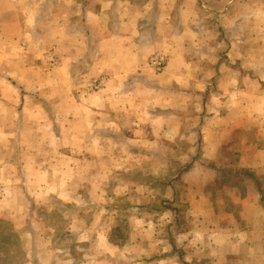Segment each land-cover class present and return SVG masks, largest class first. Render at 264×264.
I'll return each instance as SVG.
<instances>
[{"label":"crops","instance_id":"obj_1","mask_svg":"<svg viewBox=\"0 0 264 264\" xmlns=\"http://www.w3.org/2000/svg\"><path fill=\"white\" fill-rule=\"evenodd\" d=\"M222 1L225 8L215 11ZM237 1L0 0V118L20 116L21 109L36 116L39 94L53 106L61 102L66 107L83 84L82 69L92 75L117 70L111 71L106 88L92 95L103 107L134 96L139 87L142 98L158 92V109L132 121L135 142L124 133L117 141L113 107L104 113L109 119H99L113 136L97 145L109 150L108 156L123 142L139 150L144 163L157 155L167 171L142 179L154 181V191L139 185L141 196L150 192L167 199L159 212L165 223L173 222L158 237L164 250L159 255L143 247L137 254L128 250V261L264 264V44L260 40L251 54L230 40L262 34L240 25L255 16H228L233 23L225 25ZM199 5L207 7H201L205 16L198 15ZM52 51L61 55V64L51 62ZM153 54L166 58L160 73L149 68L147 76L128 78L120 72L139 69L143 62L150 66ZM132 84L139 86L133 89ZM223 164L225 204L213 190L223 182ZM243 169L260 182L236 180ZM146 221L144 230L150 225ZM150 237L131 234L126 245L151 244Z\"/></svg>","mask_w":264,"mask_h":264},{"label":"rangeland","instance_id":"obj_2","mask_svg":"<svg viewBox=\"0 0 264 264\" xmlns=\"http://www.w3.org/2000/svg\"><path fill=\"white\" fill-rule=\"evenodd\" d=\"M225 4H215L214 10L222 11ZM201 7L198 15L205 16ZM228 16H255L240 25L262 31L260 36L245 33L231 37V41L250 48L251 54L260 40L264 44V0H238L225 16L226 26L233 23ZM225 39L227 45L229 39ZM115 47L119 48L117 44ZM49 55L51 62L61 64L59 53L52 51ZM149 68L157 74L162 71L143 62L139 69L120 72L128 78H140L147 76ZM102 71L92 75L82 69L83 84L66 107L61 102L53 106L39 94L36 116L29 109H21L20 116L0 118V264H141L126 260L125 253L130 250L137 254L141 247L152 255L164 250L158 237L173 222L170 218L165 223L159 212L167 199L149 191L141 196L139 191L141 184L155 190L154 181L142 180L148 178L147 174L167 172L158 164V156L152 155L144 163L141 152L134 146L123 147V142L121 147L117 145V156L114 150L108 156L109 150L97 147L99 141L113 139L106 123L99 124V119H109L104 113L112 107L117 110L113 112L117 116V124H113L117 141L123 133L127 139L137 140L133 120L158 109V92L150 99L142 98L137 93L141 94L140 87L134 89L139 85L132 84L134 96L124 95V99L103 107L101 99L92 95L106 88L111 71L115 74L117 70ZM96 80H103V86L89 90ZM219 169L223 182L213 186L214 197L225 204V164ZM230 171L234 173L235 169ZM127 176L130 178L125 180ZM239 177L236 174V180ZM145 220L150 224L147 230L143 227ZM132 223L136 224L134 229ZM131 234L140 239L149 234L151 244L127 246ZM196 264L212 263L202 260Z\"/></svg>","mask_w":264,"mask_h":264},{"label":"built area","instance_id":"obj_3","mask_svg":"<svg viewBox=\"0 0 264 264\" xmlns=\"http://www.w3.org/2000/svg\"><path fill=\"white\" fill-rule=\"evenodd\" d=\"M165 63H166V58H165V56H163L161 54H153L149 58L150 66H152L153 68H155L157 70L163 69L165 66ZM103 80L102 81L96 80L93 83H91L89 86V90L100 89L103 86V83H104Z\"/></svg>","mask_w":264,"mask_h":264},{"label":"trees","instance_id":"obj_4","mask_svg":"<svg viewBox=\"0 0 264 264\" xmlns=\"http://www.w3.org/2000/svg\"><path fill=\"white\" fill-rule=\"evenodd\" d=\"M238 174H237V176H242L243 178L244 177H251V178H253L254 180H256L257 182H260V178H258V177H256L252 172H250L249 170H246V169H243V170H239L238 172H237ZM239 177V178H240ZM238 178V179H239Z\"/></svg>","mask_w":264,"mask_h":264}]
</instances>
